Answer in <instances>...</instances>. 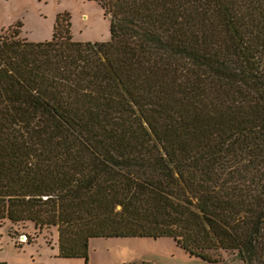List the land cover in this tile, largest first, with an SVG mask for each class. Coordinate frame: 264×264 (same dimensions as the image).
I'll return each mask as SVG.
<instances>
[{
  "label": "trees",
  "instance_id": "obj_1",
  "mask_svg": "<svg viewBox=\"0 0 264 264\" xmlns=\"http://www.w3.org/2000/svg\"><path fill=\"white\" fill-rule=\"evenodd\" d=\"M98 1L111 39L0 34V220L264 264V0Z\"/></svg>",
  "mask_w": 264,
  "mask_h": 264
},
{
  "label": "rangeland",
  "instance_id": "obj_2",
  "mask_svg": "<svg viewBox=\"0 0 264 264\" xmlns=\"http://www.w3.org/2000/svg\"><path fill=\"white\" fill-rule=\"evenodd\" d=\"M59 13H68L80 40L112 38L111 17L98 0H0V34L21 28L30 40L50 39ZM20 22L22 24L20 25ZM219 260L191 255L172 236L94 237L88 264H246L237 249L213 251ZM0 260L8 264H87L84 257L60 255L58 226L32 220H0Z\"/></svg>",
  "mask_w": 264,
  "mask_h": 264
},
{
  "label": "crops",
  "instance_id": "obj_3",
  "mask_svg": "<svg viewBox=\"0 0 264 264\" xmlns=\"http://www.w3.org/2000/svg\"><path fill=\"white\" fill-rule=\"evenodd\" d=\"M94 238V237H93ZM90 243H91V241H90Z\"/></svg>",
  "mask_w": 264,
  "mask_h": 264
}]
</instances>
